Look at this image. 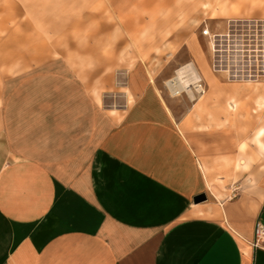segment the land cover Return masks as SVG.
Here are the masks:
<instances>
[{"label":"crops","instance_id":"1","mask_svg":"<svg viewBox=\"0 0 264 264\" xmlns=\"http://www.w3.org/2000/svg\"><path fill=\"white\" fill-rule=\"evenodd\" d=\"M109 2L0 0V264H264V194L193 202L227 174L241 89L207 62L202 92L173 96L138 67L100 108L59 54Z\"/></svg>","mask_w":264,"mask_h":264},{"label":"rangeland","instance_id":"2","mask_svg":"<svg viewBox=\"0 0 264 264\" xmlns=\"http://www.w3.org/2000/svg\"><path fill=\"white\" fill-rule=\"evenodd\" d=\"M238 1L224 0L228 9L238 5L237 12L230 14L228 9L220 13L213 0H112V5L109 2L106 8H98L95 33L75 32L73 47L58 51L86 85L90 75H96L97 85L91 96H96V102L104 108L110 106V102L105 103L104 94L122 91L117 83L124 82L126 74L138 67L146 68L151 82L154 73L165 81L172 77L175 70L195 60L190 51L192 43L198 51L196 58L202 62V72L206 71L209 51L206 39L200 36L204 25L221 31L231 19L264 20L263 1ZM105 25H111L112 30L105 31ZM225 83L241 89V101L234 103L235 116H229V108L225 112L226 118L240 121V143L225 155L230 158V165L226 166L229 175L217 174L208 181L210 189L206 190L205 201L215 202V196L223 201L243 200L250 212L264 194V151L253 140L257 129L264 128V102L261 106L256 103L257 99H264V82L259 86L230 84L227 80ZM115 103L118 102L114 100ZM108 115L117 119L120 113Z\"/></svg>","mask_w":264,"mask_h":264},{"label":"built area","instance_id":"3","mask_svg":"<svg viewBox=\"0 0 264 264\" xmlns=\"http://www.w3.org/2000/svg\"><path fill=\"white\" fill-rule=\"evenodd\" d=\"M200 36L207 41L209 67L227 81L260 83L264 81V20L231 19L221 31L204 25ZM199 92H202L201 85ZM254 248L264 245V224L253 229Z\"/></svg>","mask_w":264,"mask_h":264},{"label":"bare ground","instance_id":"4","mask_svg":"<svg viewBox=\"0 0 264 264\" xmlns=\"http://www.w3.org/2000/svg\"><path fill=\"white\" fill-rule=\"evenodd\" d=\"M244 1L246 2L247 0H239L238 2H244ZM262 1L264 2V0H261V2ZM213 3L215 4V6H218L220 13H223V12L229 10L230 14H235L237 12V9H238V5H236V4L234 6L232 5L231 8H229V9L226 8V2H224V0H213ZM251 5H253V4L251 3ZM205 6H209V4H206ZM190 51L194 54L192 47L190 48ZM196 61L198 63L197 67L194 66L195 64H191V63L184 65V66L180 67L179 69H177L174 72L173 76L170 77L165 82V85L168 88L171 95H173V96L179 95L181 92L187 91L189 88H194L196 90H199V86L201 83V78L199 76V72L201 71V63L202 62H199V60L197 58H196ZM263 102H264L263 98L257 99V101H256L257 106H261ZM235 106L236 105L234 103H232L228 107L229 110L231 111V113L236 110ZM253 140L258 145V147L262 151H264V142H263V140H264V128L257 129V131L253 135ZM207 187H208V189H210L209 184ZM215 199H218V197L215 196Z\"/></svg>","mask_w":264,"mask_h":264},{"label":"water","instance_id":"5","mask_svg":"<svg viewBox=\"0 0 264 264\" xmlns=\"http://www.w3.org/2000/svg\"><path fill=\"white\" fill-rule=\"evenodd\" d=\"M206 200V196L204 194L197 195L193 198V202L195 204L201 203Z\"/></svg>","mask_w":264,"mask_h":264}]
</instances>
